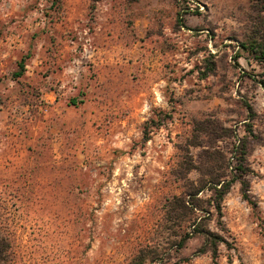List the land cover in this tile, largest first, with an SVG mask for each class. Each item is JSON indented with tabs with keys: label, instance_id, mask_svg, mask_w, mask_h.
<instances>
[{
	"label": "rangeland",
	"instance_id": "rangeland-1",
	"mask_svg": "<svg viewBox=\"0 0 264 264\" xmlns=\"http://www.w3.org/2000/svg\"><path fill=\"white\" fill-rule=\"evenodd\" d=\"M260 35L252 0H0V264H264ZM240 144L188 238L170 202Z\"/></svg>",
	"mask_w": 264,
	"mask_h": 264
},
{
	"label": "trees",
	"instance_id": "trees-1",
	"mask_svg": "<svg viewBox=\"0 0 264 264\" xmlns=\"http://www.w3.org/2000/svg\"><path fill=\"white\" fill-rule=\"evenodd\" d=\"M254 3L264 4V0H252ZM242 49L251 53L255 60L264 61V35H260V38L257 41L252 43H247L242 45ZM19 72L16 74V77H20L25 72V61L21 60L19 63ZM264 87V82L261 83ZM240 142V141H239ZM245 144H240L235 147V150L231 153V158L235 160L236 167L233 169L235 175H232L229 181H226V176H219L216 173L217 163L219 161H225V156L219 155V152H212L208 154V163L207 168L204 170V175L207 180L202 181L201 187L199 190H196L192 183H190L186 189L185 198H173L170 202V207L172 210V218H183L184 221L188 224V227L191 230V235H188V238L191 236H205L206 238L213 237V235L204 229L201 226L200 221L203 219L198 216L200 213H204L200 201L197 196L202 192H211L217 198L218 204H220L223 198L229 193L231 187L234 183L244 184L243 178L246 175L244 170V165L246 161V149ZM217 211L220 212V205L215 207ZM185 240H182L178 243V250H181L184 246ZM7 249L6 241L0 238V262L3 261V254ZM145 259V258H144ZM155 261L152 260L148 264H153ZM128 264H146L143 258L140 255L133 258Z\"/></svg>",
	"mask_w": 264,
	"mask_h": 264
}]
</instances>
